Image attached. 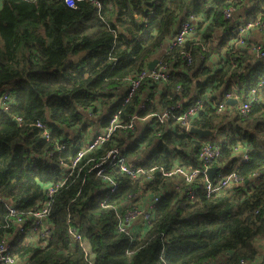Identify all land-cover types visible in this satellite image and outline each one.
<instances>
[{
  "label": "trees",
  "instance_id": "trees-1",
  "mask_svg": "<svg viewBox=\"0 0 264 264\" xmlns=\"http://www.w3.org/2000/svg\"><path fill=\"white\" fill-rule=\"evenodd\" d=\"M99 1L100 10L87 1L74 9L63 0L2 1L0 97L8 92L11 100L7 111L0 106V195L20 217H27L47 201V188L60 184L66 175L61 166L71 163L78 148L89 140L90 123L74 101L92 113H101L91 123L99 130L107 128L118 111L124 124L135 114L139 119L150 118L141 126L136 121L134 139L126 142L132 133L119 129L110 141L87 152L52 196L47 221L50 236L45 243L20 234L1 202L0 240L11 238L16 264H156L161 252L164 264H203L220 258L222 264H264L257 246L264 238V142L257 135L264 128V57L252 61L250 43L239 45L232 31L235 24L222 15L226 7L237 10L248 2L245 16H257L264 9V0H217L209 7L204 0ZM189 15L195 18L200 40L188 38L168 50L166 44ZM260 52L264 54V45ZM182 53L192 59L188 62ZM155 58L167 66L168 80H145L125 103L127 80ZM260 82L263 86L247 116L238 115L234 108L230 113L216 112L217 101L227 92L246 100ZM45 89L49 90L46 98ZM185 96L188 98L183 99ZM144 97L150 101L139 111ZM199 97L204 98V105L190 118V124L208 131L218 127L221 133L227 128L229 138L219 145L220 157L228 158L227 163L218 159L214 166L225 174L237 166L239 183L207 197L199 176L192 182L196 190L190 199L178 180L166 179L158 170L153 172V180L142 176L132 181L106 166L98 174L95 164L114 145H124L120 149L129 160L148 144L140 158L130 160L145 169L199 167V147L214 136L200 138L176 123ZM153 100L165 109L181 103V109L167 120L171 127L158 139L156 133L163 126L152 115L157 111ZM45 108L50 110L48 119ZM20 116L26 124L43 121L50 129V140L37 138V128H18L14 117ZM76 126L75 135L65 131ZM49 143L63 145L60 152L52 153L55 163L32 155ZM238 146L248 149L247 162L233 155ZM105 177L120 182L115 194L106 190ZM136 193H151L158 200L148 223L128 236L117 232L115 213ZM68 219L88 252L71 241Z\"/></svg>",
  "mask_w": 264,
  "mask_h": 264
},
{
  "label": "built area",
  "instance_id": "built-area-1",
  "mask_svg": "<svg viewBox=\"0 0 264 264\" xmlns=\"http://www.w3.org/2000/svg\"><path fill=\"white\" fill-rule=\"evenodd\" d=\"M3 0H0V6L2 5ZM34 1V0H33ZM82 1L90 2L92 5H95L98 10H100L102 3L99 0H73V4L77 6L78 3ZM205 6L209 7L212 6L217 0H204ZM64 4L71 9H74L75 7H70L67 3V0H63ZM190 9V7H189ZM235 8L233 7H226L223 10V17L225 20L233 22L235 26L233 27L232 31L235 32L238 36V43L239 45L245 44L246 41L250 43V51L252 47H255L257 51L259 52V57H264V54L261 53V47L259 45L254 44L248 39V34L251 30H257L262 31L264 28V9L262 12H260L257 17L246 19L244 22H237L235 19V11H233ZM192 10V9H191ZM229 13H232L229 15ZM188 38H193L195 40H200L199 32L197 31V28L195 26V18L193 15H189L187 19H184L180 21L178 27L176 28L175 34L170 39L169 43L166 44V47L168 50L175 46L182 45ZM218 42V40H216ZM203 50L206 51V49L203 47ZM183 59L187 60L188 62L192 59L190 55L186 53H182ZM168 69L165 64L158 61L155 68L152 70L148 69V66L145 69H142L139 73H136V75L133 76V78H129L127 80V93L125 97V103L129 102V100L133 97V94L135 91L139 88V86L144 82L145 80H153L159 83H164L168 80ZM263 86V82H260L257 87L251 89L248 93V97L246 100L240 99L239 95L237 94H231L228 93L225 94V96L222 99H219L217 101L216 106V112L218 113H225V112H231L230 107L234 108L238 115L241 116H247L249 113V109L251 108L253 102L256 100V95L259 93L260 88ZM228 99H236L237 103L234 106L226 105V101ZM11 98H9L8 92H4L0 97L1 102V110L7 111L9 109V102ZM149 98H143V100L139 104V111L144 110L148 103ZM204 98L199 97L193 101V103L190 105L188 109L182 112V114L177 117L179 119L180 117H184V119L180 120V126L188 123L190 124V118L195 116L198 111H200L203 108L204 105ZM5 108L7 110H5ZM181 109V103L178 102L176 104L171 105L169 108H166L165 110L168 113V118H170V115L172 112L180 110ZM223 110V111H222ZM120 112L118 111L115 113V115L110 119L107 128L104 130H99L95 133L94 136H91L90 140H88L83 146L78 148L76 151L77 155L72 160L71 163L67 165H62L61 167L64 168V172H66V175L64 179L60 182V184H57L55 186H50L47 188V201L43 204V206L34 211L30 212L27 217H20L17 215V211H15V207L9 202L3 198L2 195H0V202L5 205L7 211H9V216L12 217V225L15 227L16 230L20 234H26V235H33L36 239H41L45 243L48 237L50 236V229L49 225L47 223L48 216L50 213L49 206L51 204L52 196L56 192V190L65 183V181L72 175L73 171L78 166V163L82 160L84 156H86L87 152L95 150L98 146H101L105 144L106 142L110 141L113 135L115 134V131L122 130V132H125L126 124L122 123L119 120ZM155 116V115H154ZM134 117H138V115H134L132 118L129 119V121H132ZM157 120L160 122L159 118L156 116ZM18 123V120L15 119ZM139 120H143L139 119ZM138 120V121H139ZM41 121V120H39ZM45 127H47L48 131V137L44 138L46 141L50 140V129L48 126L44 123ZM183 128V127H182ZM39 132L41 133L43 129L37 128ZM184 131L190 132V128H183ZM212 141V140H210ZM210 141H204L201 143L199 147V156L203 150V145L206 143H209ZM63 148V147H62ZM240 149V146L236 148ZM111 150V149H110ZM107 151L108 152L110 151ZM244 150V155L248 157V152L246 148ZM219 152L221 156V149L219 147ZM105 155L101 157L97 163L95 164L94 168H98V174H102L105 172V167L109 168L111 170H118L122 173V169L120 166V163L122 160L128 161L126 155L122 150L120 149L119 155L117 156L115 153H113L112 156ZM104 157H107V159H104ZM238 158L242 162H247V159H241V156L238 155ZM103 160V163L101 161ZM200 165L197 168H200L201 170L198 172L197 176L193 179L192 182H194L199 176H202L203 178V187L205 189V193L207 197H211V195L222 193L225 190L229 189L230 187H227V181L225 180V177H228L231 175L233 171L236 172V176L233 178V181L231 183V186L239 183L241 180V177L237 171V166H234V170L230 171L228 174L222 172H218L215 177L212 180H209L207 171L210 169V167L214 166L216 162H218V159L214 156L212 158L206 159V160H199ZM203 165V167H201ZM211 165V166H209ZM163 169L162 171L160 169ZM194 168L193 170L197 169ZM153 169H156L159 171L160 175L166 179H169L171 181L178 180L179 186H184L183 192L190 198L195 195V188L191 187L192 183L189 184L187 180V176L185 175L186 169L184 167H181L179 165L173 166V168L166 170L165 168L161 166H154L152 169H145L142 166L130 161L129 164V170L126 173H123L125 176H127L130 180L135 181L136 179L147 176L149 180H153ZM191 173L189 172L188 175ZM105 187L106 190L109 191L110 194H115L118 191V188L120 187V182L116 179H113L111 177H105ZM208 184H211L212 188L210 189L208 187ZM217 186H219L217 188ZM177 190H180L178 186L175 187ZM212 189H216V191H213ZM136 199V200H134ZM158 197H153L152 200H149L146 198L145 194L138 195V193L129 195L127 198V201L120 207H118L116 213H115V220H116V230L120 233H125L128 236H132L133 233L137 232L138 227L144 226L148 223L151 213L154 209L155 203L157 202ZM67 223L68 225V233L70 235L71 241L78 245V247H81L85 253L88 252L87 247L85 246L81 235L78 233L77 228L70 225V219H68ZM5 238H7V243L5 244ZM0 240V248L3 249L2 252H0V256H3L5 259L3 261H0V264H9L11 261L12 264L17 263L16 257L13 255V251L11 249V238L5 237ZM88 264H91L88 262ZM156 264H164L163 262V255L162 252L158 256V261ZM203 264H222L218 263V260H213L210 262H204Z\"/></svg>",
  "mask_w": 264,
  "mask_h": 264
},
{
  "label": "clouds",
  "instance_id": "clouds-1",
  "mask_svg": "<svg viewBox=\"0 0 264 264\" xmlns=\"http://www.w3.org/2000/svg\"><path fill=\"white\" fill-rule=\"evenodd\" d=\"M67 3L70 7H75L76 5L73 4V0H67ZM235 11V9L233 10ZM232 13H229V15H231ZM134 17H135V20L137 22L141 21V17L138 16V15H135L133 14ZM101 19H104L103 17H101ZM253 35H255V31H253L252 33ZM113 36H116L117 33L113 32L112 33ZM251 52H255L257 55H259V52L257 51V49L255 47H252L251 48ZM109 62H111V58L109 59ZM181 70H184V69H181ZM191 74V71L189 70V75ZM195 85V81H193V87ZM48 92L49 90L48 89H45L44 90V97L46 98V96L48 95ZM146 98V97H145ZM188 97L185 96L183 97V99H187ZM76 106V109L79 110L82 115H83V118L84 120H87L89 121V123L91 124L93 121H96L98 119V117L100 116V112H96V113H92L90 111V109H87L86 107L80 105L78 102H73ZM153 104L156 105V108H157V111L153 112L152 115H155L159 118L160 120V123L161 125L163 126L162 129L158 130L157 133H156V136L155 138L158 139L161 132L167 128V127H171V125H168L167 124V120H168V113L167 111L165 110L164 107L160 106L159 104L156 103L155 100H153ZM0 106H3V105H0ZM5 110H7L5 108ZM45 111V119H48L49 116H50V110L45 108L44 109ZM223 111V110H222ZM150 117L146 116L143 118L142 121H140V123H144V122H147V120L149 119ZM14 119H17L18 120V128H20L22 131H31L32 128H41L43 129V131L40 133V137H37V138H47L48 137V129L47 127H45L44 125V122L43 121H37L34 125L33 124H30V123H27L25 122L23 116H20V117H14ZM184 119V117H180L179 119L176 120V123L179 124L180 123V120ZM229 119H231V117H229ZM139 118L138 117H134L132 121H129L128 124L126 125V129L128 132L132 133L131 136L127 137V141H130L131 139H134L135 136L138 134L137 132L133 131V129L135 128V125H136V121H138ZM195 125H191V124H188V123H185L183 125H181V127L183 128H190V127H193ZM76 127H73L71 129H68V128H65V131L66 132H70L71 135H75V131H76ZM94 127V125H93ZM191 129V128H190ZM250 130H251V127H250ZM91 131V129H90ZM211 131L214 133V139L212 141H210L209 143H206L203 145V150L199 156V160H206V159H209V158H212V157H216L217 159H223V162L224 163H227V160L228 158H221L220 157V152H219V145H220V142H226L229 138V135L230 133L228 132L227 128H225V131L223 133L219 132L218 131V127H212L211 128ZM257 135H258V138L264 142V128H261L260 130L257 131ZM209 141V140H207ZM124 145H120V147H117V146H113L111 148V150L108 152V156H112L113 153H115L117 156L119 155V152H120V148L123 147ZM180 146H183V145H180ZM63 147V145H60L59 143H56V144H52V143H49L42 151L40 152H33L32 155L34 156H37L38 158L42 159V160H45V161H48L49 163H55L57 162L53 156H52V153H58L60 152V149ZM149 147L148 144H145L141 147L140 151L136 154L135 157H131L129 158L128 161H124L122 160L121 163H120V166H121V169H122V173H126L128 172L129 170V164H130V160L131 159H135V158H140L143 154V152ZM49 149H51V151H49ZM233 155H240L241 156V159H247L248 157L246 155H244V150L243 149H237L236 152L233 153ZM104 159H107V157H104ZM101 163H103V160L101 161ZM240 163V161H237V165ZM211 166V165H209ZM203 167V165L201 166ZM216 167V166H215ZM156 169H153V171H155ZM161 171L163 170L162 168L160 169ZM201 169L200 168H197L195 170L191 169V168H188L186 169L185 171V175L187 176V180H188V183L191 184L193 179L197 176L198 172L200 171ZM223 170L219 171V168H218V172H222ZM191 173L190 175H188V173ZM216 173V174H217ZM215 174V175H216ZM236 176V172L233 171L231 173V175H229L228 177H225V180L227 181V184L226 186L227 187H230L231 186V183L233 181V178ZM215 177V176H214ZM208 187L211 189L212 186L211 184H208ZM219 186H217L218 188ZM213 191H216V189H212ZM7 243V238H5V244ZM3 249L0 248V252H2ZM5 258L3 256H0V261H3ZM9 264H12V262L10 261Z\"/></svg>",
  "mask_w": 264,
  "mask_h": 264
},
{
  "label": "crops",
  "instance_id": "crops-1",
  "mask_svg": "<svg viewBox=\"0 0 264 264\" xmlns=\"http://www.w3.org/2000/svg\"><path fill=\"white\" fill-rule=\"evenodd\" d=\"M248 10H249V3L248 2H246L244 5H243V7L242 8H240V9H237L236 10V13H235V19L237 20V22L239 23V22H244V20H246V19H251V18H255V17H257L256 15H252V16H249L248 18L245 16V14H247V12H248ZM253 31H255V35H253L252 33H253ZM248 39L251 41V42H253L254 44H256V45H259L260 47H262L263 45H264V28H263V30L262 31H257V30H251L250 32H249V34H248ZM250 54H252L253 55V58H252V61H254V60H256L259 56L255 53V52H251L250 51ZM231 106V105H230ZM233 108L232 107H230V110H232ZM140 121H142V120H140ZM139 121V122H140ZM144 124H145V122H144ZM143 124V125H144ZM95 126V125H94ZM97 127V126H96ZM98 129V128H97ZM96 129V130H97ZM95 130V132H97V131H99V129L96 131ZM93 136L95 135V133H93L92 134ZM91 137V136H90ZM89 137V140L91 139ZM176 181V180H175ZM146 198H148V197H146ZM257 243H258V251H259V256L261 257L262 255H264V238H262V239H260V240H258L257 241ZM221 259V258H220ZM220 259H216V260H218V263H221V260Z\"/></svg>",
  "mask_w": 264,
  "mask_h": 264
},
{
  "label": "water",
  "instance_id": "water-1",
  "mask_svg": "<svg viewBox=\"0 0 264 264\" xmlns=\"http://www.w3.org/2000/svg\"><path fill=\"white\" fill-rule=\"evenodd\" d=\"M157 62H158L157 58L151 60V62L148 64V69L149 70L154 69ZM236 103H237L236 99H228V101H226V105L234 106ZM189 131L190 133L195 134L199 136L200 138H210L214 136V133L211 130L208 131V130H202V129L191 127ZM217 171H218L217 167L215 166L210 167V169L207 171L209 180H212L214 178ZM246 184L247 182L244 183V185Z\"/></svg>",
  "mask_w": 264,
  "mask_h": 264
},
{
  "label": "rangeland",
  "instance_id": "rangeland-1",
  "mask_svg": "<svg viewBox=\"0 0 264 264\" xmlns=\"http://www.w3.org/2000/svg\"><path fill=\"white\" fill-rule=\"evenodd\" d=\"M12 85H13V84H9L8 87H11ZM147 121H148V120H147ZM145 123H146V122H145ZM143 124H144V123L141 124L140 122H138L137 126H141V125H143ZM90 129H91V131H90ZM96 129H97V127H95V126L93 127V125L90 124V125L88 126V128H87V133H86V134L88 135V137L93 136L92 134H93V133H96V132H95ZM97 130H98V129H97ZM97 130H96V131H97ZM240 149H244V147H240ZM145 196L148 197V198H149V197L153 198L154 195L150 193V194H147V195H145Z\"/></svg>",
  "mask_w": 264,
  "mask_h": 264
}]
</instances>
